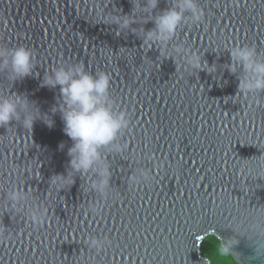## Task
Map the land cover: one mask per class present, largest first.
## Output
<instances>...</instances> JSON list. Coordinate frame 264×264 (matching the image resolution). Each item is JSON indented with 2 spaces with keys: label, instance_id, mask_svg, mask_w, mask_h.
Listing matches in <instances>:
<instances>
[{
  "label": "water",
  "instance_id": "95a60500",
  "mask_svg": "<svg viewBox=\"0 0 264 264\" xmlns=\"http://www.w3.org/2000/svg\"><path fill=\"white\" fill-rule=\"evenodd\" d=\"M173 2L159 0L153 15ZM198 5L202 18L169 41L201 56L192 69L142 42L151 15L133 9L128 29L112 22L131 14L130 0H0V46L28 48L34 65L16 80L0 70V96L25 95L54 121L0 127V264H211L200 253L207 235L239 264H264V228L248 226L264 223V91H239L243 73L231 72L229 53L254 45L264 55V0ZM68 64L108 73L114 110L129 119L101 150L111 172L104 194L90 188L91 173L61 190L50 183L66 172L72 142L58 86L41 83ZM13 188L44 209L38 224L11 208ZM91 237L104 246L90 247Z\"/></svg>",
  "mask_w": 264,
  "mask_h": 264
},
{
  "label": "clouds",
  "instance_id": "9594fccd",
  "mask_svg": "<svg viewBox=\"0 0 264 264\" xmlns=\"http://www.w3.org/2000/svg\"><path fill=\"white\" fill-rule=\"evenodd\" d=\"M130 2L131 14L119 15L112 20L119 29H128L136 23L133 9L137 13L151 15L152 18L148 20L154 23V27L140 30L138 34L142 37V42L158 43L165 58L175 56L192 69H201V56L197 52L182 45L169 47V41L186 19L196 22L202 18L203 12L198 0H174L171 7L155 15L153 9L157 7L159 0ZM186 13H190V17H186ZM229 53L232 61L231 72L235 73L237 69H241L243 73L242 77L238 78L239 91L243 94L264 91V55L254 45H236ZM33 66V53L28 48L0 46V70L10 68L12 80L29 76ZM41 86H58L63 108L57 111L63 122V132L72 142L67 149L69 160L66 172L53 174L50 183L61 190L75 183L77 173H91L93 178L90 188L104 194L111 172L101 150L113 146L122 131L129 127L126 113L114 110L116 101L109 91V74L104 71L93 74L85 71L82 64H68L53 70L44 78ZM46 115L48 113L41 112L25 95L0 96V127L10 124L13 120L22 119L21 126L32 130L34 122L39 119L51 128L54 121L43 119ZM58 147L63 149V142ZM131 180L135 183L137 178L131 177ZM7 198L11 201L12 209L23 210L33 223L38 224L42 219L44 209L38 204H30L27 193L13 188L8 192ZM248 226L261 229L264 228V223L254 218ZM236 231L241 232L239 225ZM88 244L96 249L104 246L96 237L89 238Z\"/></svg>",
  "mask_w": 264,
  "mask_h": 264
},
{
  "label": "trees",
  "instance_id": "16d2710c",
  "mask_svg": "<svg viewBox=\"0 0 264 264\" xmlns=\"http://www.w3.org/2000/svg\"><path fill=\"white\" fill-rule=\"evenodd\" d=\"M200 250L201 255L207 258L211 264H239L223 249L215 236H210L204 243L200 244Z\"/></svg>",
  "mask_w": 264,
  "mask_h": 264
},
{
  "label": "rangeland",
  "instance_id": "374dc122",
  "mask_svg": "<svg viewBox=\"0 0 264 264\" xmlns=\"http://www.w3.org/2000/svg\"><path fill=\"white\" fill-rule=\"evenodd\" d=\"M210 236H213V235H207L206 237H204V239L201 241L200 244L204 243V242L206 241V239H208ZM201 250H202V248H201ZM201 250H200V251H201Z\"/></svg>",
  "mask_w": 264,
  "mask_h": 264
},
{
  "label": "snow or ice",
  "instance_id": "6c2138e0",
  "mask_svg": "<svg viewBox=\"0 0 264 264\" xmlns=\"http://www.w3.org/2000/svg\"><path fill=\"white\" fill-rule=\"evenodd\" d=\"M197 239H199V237H197Z\"/></svg>",
  "mask_w": 264,
  "mask_h": 264
}]
</instances>
